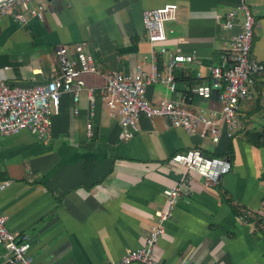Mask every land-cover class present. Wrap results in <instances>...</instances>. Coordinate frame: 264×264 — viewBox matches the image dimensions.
Masks as SVG:
<instances>
[{
	"label": "crops",
	"instance_id": "obj_1",
	"mask_svg": "<svg viewBox=\"0 0 264 264\" xmlns=\"http://www.w3.org/2000/svg\"><path fill=\"white\" fill-rule=\"evenodd\" d=\"M46 1L41 19L21 24L10 14L0 17V80L22 87L44 82L58 71L56 48L78 42L94 53L100 72L83 75L86 88L77 102L70 93L60 95L47 141L28 130L0 137V180L10 181L0 193V213L7 215L9 231L29 239L32 263L118 260L143 246L155 211L167 203L163 191L190 175L157 240L156 257L165 264H264V136H257L264 133V73L240 101V126L232 135L225 123L216 125L217 142L170 127L159 116H141L134 136L125 139L100 92L113 72L133 75L141 65L147 75L152 50L162 69L160 44L148 42L142 13L170 2L178 12L165 22L162 44L195 58L174 69L175 93L152 83L146 98L158 104L208 82L196 73L207 75L209 66L224 63L229 37L241 24L239 18L227 30L216 16L241 0ZM243 1L255 20L251 55L264 61V0ZM183 107L216 116L220 110L215 96L192 97ZM192 149L227 157L231 171L205 186L201 176L171 160ZM243 210L250 214L246 219L239 217ZM10 256L0 245V264H11Z\"/></svg>",
	"mask_w": 264,
	"mask_h": 264
},
{
	"label": "built area",
	"instance_id": "obj_2",
	"mask_svg": "<svg viewBox=\"0 0 264 264\" xmlns=\"http://www.w3.org/2000/svg\"><path fill=\"white\" fill-rule=\"evenodd\" d=\"M35 2V5H32ZM46 0H0V17L10 14L21 24L31 18L41 19L48 7ZM178 7L170 2L160 7L146 9L142 13L147 40L153 45L159 43L162 55V69L159 68L155 52L149 53L151 59L150 72L145 73L141 65L136 66L135 73L128 75L113 72L105 76V82L100 92L106 97V106L110 114H116L122 136L130 139L137 131L141 116L151 120L156 116L166 120L167 125L180 128L188 134L208 136L213 142L220 138L216 126L220 121L227 125L229 136L240 126L238 118L240 101L250 97L249 85L254 77L264 73V61H258L251 55L254 36V17L248 6L241 3L224 15H217L223 27L227 30L237 26L241 18L239 30L230 35L226 45V58L220 65H211L207 75L201 71L197 78L207 76L208 82L192 86L187 92L176 98L162 99L158 104H151L145 95L146 86L161 83L171 92H176L174 69L182 63L194 60V53L174 52L162 43L166 40L165 22L177 17ZM240 16V17H239ZM57 73L50 79L32 86H12L0 80V137L28 130L38 140L45 142L51 136L52 117L59 111V99L63 92L75 96L86 88L83 75L100 72L94 53L86 51L84 43L71 46H58L55 51ZM89 88V95L93 92ZM211 98L215 96L220 110L214 112L202 108L197 113L186 110L183 105L192 97ZM173 162L183 165L190 172H195L204 179L205 186H214L220 178L229 173L232 168L227 157L207 156L196 149L186 153L174 154ZM191 179L190 175L183 178L179 184H174L163 193L167 198L165 206L155 211L154 223L144 238L143 246L128 250L116 261L106 264H165L156 257L157 240L165 232V222L169 219L179 195L181 186ZM9 180H0V193L9 186ZM250 216L247 210L241 211L240 218ZM7 215L0 213V245L11 253V264H33L29 250L30 241L27 236L11 232L6 228Z\"/></svg>",
	"mask_w": 264,
	"mask_h": 264
},
{
	"label": "trees",
	"instance_id": "obj_3",
	"mask_svg": "<svg viewBox=\"0 0 264 264\" xmlns=\"http://www.w3.org/2000/svg\"><path fill=\"white\" fill-rule=\"evenodd\" d=\"M257 136H258V138L260 139L261 137L264 136V133H260V134H258ZM234 210L238 212V210H236V208H234Z\"/></svg>",
	"mask_w": 264,
	"mask_h": 264
},
{
	"label": "bare ground",
	"instance_id": "obj_4",
	"mask_svg": "<svg viewBox=\"0 0 264 264\" xmlns=\"http://www.w3.org/2000/svg\"><path fill=\"white\" fill-rule=\"evenodd\" d=\"M254 56V55H253ZM188 183V182H187Z\"/></svg>",
	"mask_w": 264,
	"mask_h": 264
}]
</instances>
